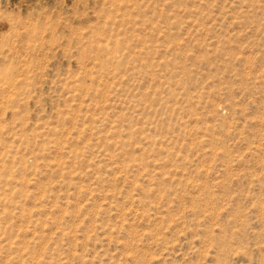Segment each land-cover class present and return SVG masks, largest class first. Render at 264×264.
Listing matches in <instances>:
<instances>
[{"label":"rangeland","instance_id":"374dc122","mask_svg":"<svg viewBox=\"0 0 264 264\" xmlns=\"http://www.w3.org/2000/svg\"><path fill=\"white\" fill-rule=\"evenodd\" d=\"M0 264H264V0H0Z\"/></svg>","mask_w":264,"mask_h":264}]
</instances>
